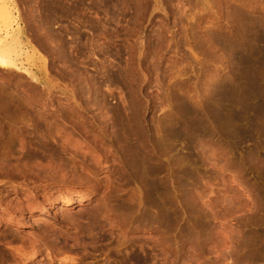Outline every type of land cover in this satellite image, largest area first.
<instances>
[{
    "label": "rangeland",
    "instance_id": "1",
    "mask_svg": "<svg viewBox=\"0 0 264 264\" xmlns=\"http://www.w3.org/2000/svg\"><path fill=\"white\" fill-rule=\"evenodd\" d=\"M7 1L0 38L20 32L37 80L0 68L15 97L0 108V264H264V130L241 63L253 21L264 56V0Z\"/></svg>",
    "mask_w": 264,
    "mask_h": 264
},
{
    "label": "bare ground",
    "instance_id": "2",
    "mask_svg": "<svg viewBox=\"0 0 264 264\" xmlns=\"http://www.w3.org/2000/svg\"><path fill=\"white\" fill-rule=\"evenodd\" d=\"M51 7V6H50ZM11 9H12V7L10 6V4L8 3V1L7 0H3V1H1L0 2V21L2 22V24H5V26L6 25H8L9 26V28L11 27V22H12V16H13V13H12V11H11ZM53 11V10H52ZM57 11V10H56ZM56 11H53L54 13L56 12ZM56 14V13H55ZM53 15V14H52ZM253 19V18H252ZM248 20V19H247ZM247 20H245V21H247ZM251 20V19H250ZM249 21V20H248ZM253 21V20H252ZM258 21V20H257ZM250 23V22H249ZM253 24H252V30H251V32H252V39H251V41H249L248 42V39L246 38V40L244 41V44H241V45H243V51L244 52H247L248 54V56L246 55V53H244V55H246V56H241V63H245L246 64V62H247V60H248V58L247 57H249V58H252V60H250V62L248 63V65H246V70H245V73H244V76H243V81H242V85H243V88H244V90H245V93L249 96V98L250 99H252L251 100V102L253 101V104L254 105H252V107L254 106V109H256V118H257V120H255L256 122H257V124H258V126H262V129L264 130V112H263V110H261L260 109V106H264V105H261V98H262V96H261V91H260V81H259V72H260V67H261V64L260 63H262V61L260 60V59H262V58H260V52L263 50V48H262V50H261V37H260V33H259V23L260 22H252ZM251 24V23H250ZM7 27V26H6ZM247 27V26H246ZM18 29H20V28H18ZM243 29V28H242ZM248 29H251L250 27L248 28ZM260 29H261V27H260ZM13 30H15V29H13ZM246 30V29H245ZM264 31V30H263ZM250 32V31H249ZM19 33L20 32H14V31H11V33H7L3 38H0V68H2V69H16L17 71H19V74H20V71L22 72V74L24 73L25 74V76L26 77H28V79L30 78L31 80H37L36 79V76L29 70V69H21L20 68V66H19V62L17 63V61H18V59H19V56L21 55L20 53V46H19V44H20V36H19ZM22 33V32H21ZM243 33V32H242ZM247 33H248V31H247ZM262 33V32H261ZM18 34V36H16ZM244 34V33H243ZM248 35V34H247ZM250 36V35H249ZM243 37H244V35H243ZM245 37H248V36H245ZM263 38V37H262ZM264 39V38H263ZM243 42V41H242ZM241 42V43H242ZM250 42H251V44H250ZM264 42V41H263ZM263 45V44H262ZM262 47H264V46H262ZM242 51V52H243ZM241 52V53H242ZM250 55H252V57L250 56ZM261 61V62H260ZM244 65V64H243ZM22 67V66H21ZM259 68V69H258ZM6 71V70H5ZM16 71V72H17ZM8 73V72H7ZM10 73V72H9ZM13 74V73H12ZM11 74V75H12ZM18 74V75H19ZM17 75V74H16ZM15 75V76H16ZM18 77V76H17ZM25 78V77H24ZM20 80H22L21 78H19ZM9 80V79H8ZM24 80V79H23ZM22 80V81H23ZM31 80H30V83H31V85H33V87L34 86H37L35 83H32L31 82ZM7 81V80H6ZM43 84H46V86H47V82L46 81H42V80H40ZM3 82V81H2ZM35 82V81H34ZM37 82V81H36ZM29 82H27V84H28ZM2 84V83H1ZM6 84V83H5ZM39 84V83H38ZM42 84V85H43ZM3 85V84H2ZM40 85V84H39ZM41 85V86H42ZM44 86V85H43ZM46 86H44V88L46 87ZM2 88L4 87V90H5V87H7V86H1ZM40 87V86H39ZM8 88V87H7ZM11 88V87H10ZM48 88L49 87H47V89L46 90H48ZM32 89H34V88H32ZM40 89V88H39ZM51 89V88H50ZM2 90V89H1ZM12 90V89H11ZM3 91V90H2ZM52 91V90H51ZM9 92V91H8ZM7 92V93H8ZM3 93H5V91L3 92ZM10 94L12 93V92H9ZM44 93V92H43ZM2 94V93H1ZM33 94V93H32ZM52 94V93H51ZM3 95V94H2ZM2 95H0V96H2ZM5 95V94H4ZM8 95V94H7ZM11 95H13V94H11ZM245 95V94H244ZM246 95V96H247ZM15 96V95H14ZM17 96V95H16ZM10 96H8V98H9ZM33 97H34V95H33ZM6 98V97H5ZM13 98V97H12ZM15 98V97H14ZM13 98V99H14ZM35 98H38V97H36L35 96ZM7 99V98H6ZM10 99V98H9ZM9 99H8V101H9ZM13 99H12V102H13ZM244 99H246L245 97H244ZM18 100V99H17ZM21 100H23V99H21ZM30 100V99H29ZM264 99H262V101H263ZM2 101H6L5 99L3 100V97H0V108L2 109H0L1 111H2V114H4L6 111H7V109L9 108L10 109V107L8 106V108H6V111L3 113V111H4V109H5V107H4V105H3V103H2ZM8 101H6V102H8ZM24 101H26V100H24ZM11 102V101H10ZM10 102H8V103H10ZM11 102V103H12ZM15 102V101H14ZM17 102V101H16ZM10 103V105H12ZM17 103H19V102H17ZM6 105H8L7 103H6ZM5 105V106H6ZM13 106V105H12ZM14 106H16V105H14ZM11 108H13V107H11ZM264 108V107H263ZM252 109V108H251ZM14 110V109H13ZM16 110H17V108H16ZM19 110V109H18ZM17 110V111H18ZM1 111H0V113H1ZM8 111H10V110H8ZM7 111V112H8ZM255 111V110H254ZM5 113V115H2V116H4V117H6L7 118V114L8 113ZM12 112V111H11ZM16 112V111H15ZM13 113V112H12ZM11 113V114H12ZM18 114V113H17ZM10 115V113L8 114V116ZM13 115H14V117H15V114L13 113ZM12 115V116H13ZM0 116H1V114H0ZM4 117H0V118H2V120H3V118ZM11 117V116H10ZM17 117L19 118L20 117V115L18 116L17 115ZM42 117V116H41ZM17 118V119H18ZM25 118V117H24ZM5 119V118H4ZM17 119H16V122H17ZM14 120V119H13ZM19 120V119H18ZM24 121H25V119H23ZM1 121V120H0ZM13 122V121H12ZM19 122V121H18ZM20 122H21V118H20ZM27 123V122H26ZM2 124V123H1ZM10 124V123H9ZM15 124V123H14ZM6 125V124H5ZM2 127H3V125H1ZM10 126V125H9ZM8 126V127H9ZM14 126V125H13ZM12 126V127H13ZM18 126V125H17ZM20 127V126H19ZM28 127V126H27ZM2 129V128H1ZM0 129V130H1ZM6 129V128H5ZM13 129H14V127H13ZM19 130H20V128H18ZM23 129V128H22ZM261 129V130H262ZM24 130V129H23ZM2 131V130H1ZM5 131V130H4ZM8 130H6V132H7ZM11 131H13V130H11ZM15 131V130H14ZM13 131V132H14ZM22 131V130H21ZM12 132V133H13ZM15 132H17V131H15ZM131 132V131H130ZM3 133V132H2ZM1 133V134H2ZM23 133V132H22ZM29 133V132H28ZM0 134V135H1ZM17 134V133H16ZM173 134V133H172ZM4 135H7V134H3V137H4ZM19 135V134H18ZM21 135V134H20ZM27 135V134H26ZM128 135H129V133H128ZM9 136V135H8ZM2 137V138H3ZM11 135H10V140H11ZM1 138V137H0ZM1 138V139H2ZM5 138V137H4ZM8 138V137H7ZM7 138H6V140H7ZM15 138V137H14ZM13 138V139H14ZM16 139V138H15ZM14 139V140H15ZM4 140V139H3ZM17 141H19V140H17ZM6 142V141H5ZM9 142V141H8ZM3 143V142H2ZM2 143H1V145H2ZM11 142H9V144H10ZM12 143H14L13 141H12ZM4 144V143H3ZM6 144H7V142H6ZM5 144V145H6ZM39 144V143H38ZM8 145V144H7ZM38 146V145H37ZM6 148H7V146H5ZM133 147V146H132ZM4 148V147H3ZM144 148V147H143ZM129 149V148H128ZM1 151V150H0ZM128 151H130V150H128ZM132 151V150H131ZM0 153H2V152H0ZM129 154V153H128ZM29 155V154H28ZM126 157V156H125ZM128 157V156H127ZM129 157H131L132 158V154H131V156H130V154H129ZM153 157V156H152ZM151 157V158H152ZM133 158L134 159H132L133 161H135V164H136V166L138 165L139 167H136L137 169H139V171H140V169L142 168L143 169V173H138V170H137V173L141 176V175H143V177L145 178V181L147 180V182L149 181V183H153V185L152 184H150L151 186H150V189H151V191H152V194H154V195H157V193L159 192V191H161V189L160 188H162V186H161V184H159V180L158 179H156L157 181H155V179H154V175L156 174V170H157V168H156V170H154V169H152V167L149 165V163H148V160L147 159H145V157H143L142 155H140L139 153L137 154V153H135V155L133 156ZM129 159V158H128ZM125 160V159H124ZM132 160H130L129 159V162L131 161L132 162ZM153 160V159H152ZM125 163H127L126 161H124ZM151 162V161H150ZM124 163V164H125ZM134 163V162H133ZM150 164H152V162L150 163ZM260 165H263V161L261 160L260 161V163H259ZM128 165H129V163H127V166H125L126 168L128 167ZM132 166H134V164L132 165ZM133 169L135 168V166L134 167H132ZM141 169V170H142ZM135 172V171H134ZM142 172V171H141ZM137 174V175H138ZM138 175V176H139ZM137 176V177H138ZM139 176V177H140ZM156 177V176H155ZM154 179V180H153ZM153 181H155V182H157V183H155V182H153ZM160 181H163V180H160ZM143 182V181H142ZM146 182V184H148ZM155 183V184H154ZM165 183H163V185H164ZM149 187V186H148ZM163 190H164V188H163ZM165 192V191H164ZM159 196V195H158ZM160 196H161V194H160ZM164 196V195H163ZM163 196H162V198H163ZM78 197V196H77ZM152 197H154V196H152ZM151 197V198H152ZM148 198V197H147ZM159 198V197H158ZM82 198H80V200H81ZM148 199H150V198H148ZM153 199H156V198H153ZM165 199V198H164ZM163 199V200H164ZM80 200L79 201H74V200H62V203H60V204H58V205H62L61 207H64V206H68V207H71V206H75V205H81V204H84V203H82V202H80ZM84 202L85 201H87L86 199L85 200H83ZM151 201V200H150ZM156 200H154L153 202H155ZM152 202V203H153ZM152 203H150V205H152ZM166 203H167V201H166ZM165 204V203H164ZM51 206H50V209L51 208H55V207H57V205L53 202V203H51L50 204ZM154 205V204H153ZM159 205H160V203H159ZM159 205H157V207H159ZM169 205V204H168ZM60 207V206H59ZM155 207V206H154ZM167 207V206H166ZM159 209V208H158ZM56 210V209H55ZM163 215H165V214H163ZM43 218V217H42ZM42 218H40L41 220H43ZM39 219V218H38ZM54 257V256H53ZM50 259V258H49ZM22 260V259H21ZM53 260V259H52ZM56 261V260H55ZM60 262H62V260L60 261ZM64 262V261H63ZM61 264V263H60ZM64 264H66V263H64Z\"/></svg>",
    "mask_w": 264,
    "mask_h": 264
}]
</instances>
